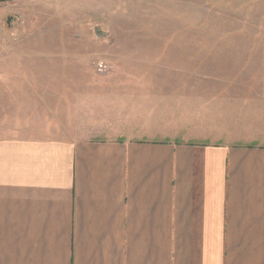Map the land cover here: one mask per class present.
I'll list each match as a JSON object with an SVG mask.
<instances>
[{"label":"crops","instance_id":"1","mask_svg":"<svg viewBox=\"0 0 264 264\" xmlns=\"http://www.w3.org/2000/svg\"><path fill=\"white\" fill-rule=\"evenodd\" d=\"M18 63L0 61V264H264L262 99L200 77L72 92Z\"/></svg>","mask_w":264,"mask_h":264},{"label":"rangeland","instance_id":"2","mask_svg":"<svg viewBox=\"0 0 264 264\" xmlns=\"http://www.w3.org/2000/svg\"><path fill=\"white\" fill-rule=\"evenodd\" d=\"M8 60L69 77L72 92L200 77L264 101V0L1 2L0 61Z\"/></svg>","mask_w":264,"mask_h":264},{"label":"trees","instance_id":"3","mask_svg":"<svg viewBox=\"0 0 264 264\" xmlns=\"http://www.w3.org/2000/svg\"><path fill=\"white\" fill-rule=\"evenodd\" d=\"M6 1H11V0H0V3H1V2H6Z\"/></svg>","mask_w":264,"mask_h":264}]
</instances>
